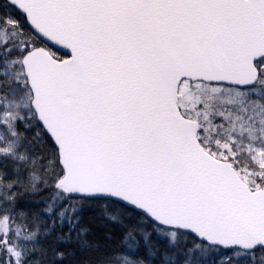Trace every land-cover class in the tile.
<instances>
[{"label":"snow or ice","instance_id":"1","mask_svg":"<svg viewBox=\"0 0 264 264\" xmlns=\"http://www.w3.org/2000/svg\"><path fill=\"white\" fill-rule=\"evenodd\" d=\"M0 264H264V0H0Z\"/></svg>","mask_w":264,"mask_h":264}]
</instances>
